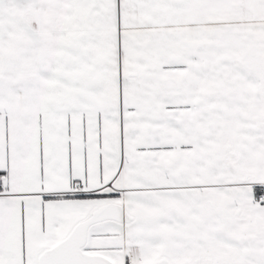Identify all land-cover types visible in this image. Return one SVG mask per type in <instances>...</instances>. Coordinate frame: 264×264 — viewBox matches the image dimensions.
Listing matches in <instances>:
<instances>
[{"label": "snow or ice", "instance_id": "obj_1", "mask_svg": "<svg viewBox=\"0 0 264 264\" xmlns=\"http://www.w3.org/2000/svg\"><path fill=\"white\" fill-rule=\"evenodd\" d=\"M0 264H264V0H0Z\"/></svg>", "mask_w": 264, "mask_h": 264}]
</instances>
